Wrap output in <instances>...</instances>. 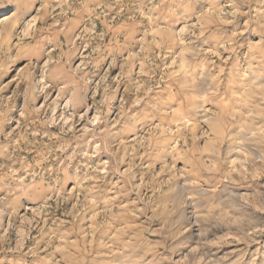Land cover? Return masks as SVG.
I'll list each match as a JSON object with an SVG mask.
<instances>
[{
  "label": "rangeland",
  "instance_id": "obj_1",
  "mask_svg": "<svg viewBox=\"0 0 264 264\" xmlns=\"http://www.w3.org/2000/svg\"><path fill=\"white\" fill-rule=\"evenodd\" d=\"M0 264H264V0H0Z\"/></svg>",
  "mask_w": 264,
  "mask_h": 264
}]
</instances>
